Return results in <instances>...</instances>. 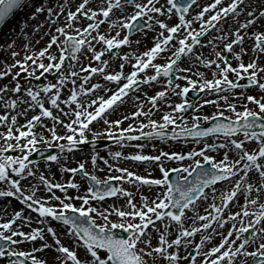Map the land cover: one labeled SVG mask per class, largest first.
Here are the masks:
<instances>
[{"label": "snow or ice", "instance_id": "obj_1", "mask_svg": "<svg viewBox=\"0 0 264 264\" xmlns=\"http://www.w3.org/2000/svg\"><path fill=\"white\" fill-rule=\"evenodd\" d=\"M95 2L97 7L93 8L90 0H80L75 10H66L63 0H0V25L18 10L28 9L25 30L29 21H38L35 31L45 26L50 29L45 33L48 40L43 49L33 55L26 54L22 60H14L6 70L0 71V79L11 75L15 81L11 88L8 85L0 87V94H17L15 99L4 101L6 109L15 110L20 103L27 104L28 108L35 105L39 109L24 124H19L18 116L26 115L28 109H22L15 115L0 113V125L4 126L0 131V184L7 186L0 190V197H14L37 213L38 218H42L39 219L41 224L48 221L44 227L32 229V217L24 216L23 209L0 221V264H27L29 260L31 264H149V258L151 264H156L157 257L161 264H181L182 261H187V264H264V95L234 91L254 86L264 93V65L257 63L256 59L247 64L241 62V56L248 51L241 45L248 36L253 38L251 51L264 55V7L253 8L254 0ZM53 3L56 7L52 6ZM194 6L199 10L193 11ZM61 16L64 17L62 25L59 23ZM113 16H116L115 21ZM41 17H44L42 23L39 22ZM82 19L87 23L78 26ZM227 20L233 23L227 29L221 28V22ZM104 23H108L111 31H99ZM256 26L260 30H256ZM66 29L73 30L75 35ZM249 29L253 31L249 32ZM149 32L154 33L152 44L141 52L139 45ZM136 34L140 37L132 40ZM209 36L210 39H205ZM13 43L7 47H13ZM54 46L55 53L52 51ZM198 46L200 49L211 47L214 58H205L197 52ZM122 47L128 51L119 52ZM114 51L120 63L116 69L108 71ZM105 53L109 59H104ZM18 54L16 51L11 53L13 58ZM79 56L88 60L87 64L79 65V72L85 73L82 80L72 63H79ZM184 58H195L210 71L212 78H205L204 73L198 72L201 79L194 80L189 75L193 72L192 65L184 67L180 63ZM158 59L163 63L156 62ZM233 59L237 62L235 66L231 62ZM93 61L98 63L93 66ZM12 67L18 71L11 72ZM126 67L128 71L124 70ZM21 73L25 78L35 79L53 74L58 80L45 85L42 91H34L31 87H22L18 79ZM96 74L102 77L104 84L91 83ZM69 80L72 87L62 100L61 90ZM176 80H184L185 83L181 85ZM245 80L247 83L242 84L241 81ZM113 84L115 88L109 86ZM157 85L162 87L149 95L147 89H155ZM134 90L142 93L143 97L135 95ZM190 91L213 94L216 99L189 103L187 96ZM42 94L47 97L46 101L41 99ZM170 94L182 99L173 103L168 99ZM126 100L132 102V110L116 119H109ZM234 100L240 102L239 110ZM219 101H223V105ZM45 103L57 109L58 114L54 115ZM61 103L68 109L61 108ZM161 103L170 111L164 112L159 120L152 119L153 110H159ZM207 104L215 105L219 110L212 115L194 117L191 127L177 115L186 108L199 112ZM248 104L255 108H249ZM61 115L66 116L67 121L62 120ZM42 117L54 121L53 126L47 128L48 137L35 132L37 126L45 127ZM145 117L148 118L147 123L143 119ZM126 120L132 123L121 127ZM201 120L212 124L202 128ZM93 121L102 122L105 128L94 131L90 127ZM136 122H139V127L134 126ZM56 125L63 127L65 134H59ZM145 127L150 131L144 132ZM166 130L172 131V139L191 137L200 143L206 137L223 136L224 140L201 143L199 148L186 154L161 150L158 155L123 157L155 162L161 174L157 178L137 175L127 168H115L122 175H109L107 180L101 181L85 169L84 162H79L75 168H63L72 174L81 173L91 182L93 186L87 188V195L69 196V188H79L76 182L70 179L55 183L30 166L29 156L39 151L37 146L41 143L48 147L55 145L61 152L65 149L71 152L80 145L94 144L97 137L106 135L123 147L124 141L153 137L164 139L168 134ZM89 132L92 133V141L88 139ZM240 134L242 138H238ZM215 152H220L221 158L212 155ZM111 155L113 158L122 157L120 151ZM47 160L59 163L57 155H49ZM97 160V155H91L93 167ZM186 160L191 163L184 164ZM164 161H175L179 166L169 167ZM103 163L109 164L106 159ZM173 172L177 176L175 181H170ZM193 175L194 180L191 179ZM37 179V183L32 182ZM114 180L155 186L158 192L154 199L141 196L137 202L133 193L113 186L111 181ZM41 190L47 194L38 195ZM54 190L64 195L57 196ZM118 193L126 197L122 207L101 210L90 203ZM217 196L219 203L216 202ZM53 200L57 203H50ZM77 200L79 205L72 202ZM200 204H204L203 212L199 210ZM188 211L194 214L188 216ZM111 216L116 219H110ZM97 218L103 223L98 224ZM169 220L175 222L177 233L171 237ZM188 220L191 223L186 225ZM53 221L58 222L63 234L73 240V247L62 242L57 229L51 225ZM25 225L31 229L29 232L23 230ZM117 229L127 233V238H118L114 232ZM153 232L156 233L155 244L152 243ZM197 234L200 235L199 241L193 239ZM246 234H250L252 239ZM214 237H219L218 242L212 243ZM36 241L41 242L39 248ZM25 242L32 244L31 250L19 247ZM189 244L191 248H188ZM45 249L55 253L51 262L34 255ZM80 249L83 257L78 254ZM182 249L186 255H181Z\"/></svg>", "mask_w": 264, "mask_h": 264}, {"label": "rangeland", "instance_id": "obj_2", "mask_svg": "<svg viewBox=\"0 0 264 264\" xmlns=\"http://www.w3.org/2000/svg\"><path fill=\"white\" fill-rule=\"evenodd\" d=\"M161 1H163V0H161ZM63 2L65 4L66 10H75V7L80 3V0H78L79 3L77 2V0L76 1H73V2L71 0H63ZM199 2L200 3H208V2H210V0H199ZM225 2H227V0H225ZM52 6L53 7H56V5H54V3L52 4ZM194 9H195V11H198L199 10V9H197L195 7H194ZM27 13H28V9L18 10L15 13L14 17L10 19V23H9L7 29L5 27L4 28L5 30H3L2 32H0V71L6 70L9 66H11L14 63V60H22L23 57L26 54L27 55H31L32 53L33 54H36L38 50L43 49L45 47V45H46V42L48 40V36L47 35H45V37L43 39L42 38H39V40H37L36 38H32L31 37L32 38V42H30V43H27V42L22 43V36L21 35H23L25 33L24 32V29H25V27H24V21H25V19L27 17ZM43 19H44V17H41L39 22L42 23L43 22ZM54 19H56V18L54 17ZM33 22H35V21H29V25L31 26V24ZM227 22L233 23V21H231V20H227ZM59 23L61 25L64 23V17L63 16H61L59 18ZM224 23H226V21L225 22H221V24H220V27L221 28H222V26H223ZM84 24H81L80 23V26H83ZM11 26L12 27H16L17 26V32H16L17 35H13L12 34V32L9 29ZM33 27L34 26H31V28H30L31 31L33 30ZM256 30H260V29L259 28H256ZM66 31H69L71 34L75 35V32L73 30L66 29ZM251 31H253V29ZM251 31H249V32H251ZM251 38H252L251 36L250 37L248 36L246 39H250L249 42L252 44L253 38H252V40H251ZM10 42H14L13 43V47H11V48L7 47V45ZM21 43H22V45H21ZM151 44H152V40L149 39L148 41L145 42L144 48L145 47H150ZM143 50L144 49H141V52ZM12 51H16L19 54L16 57L13 58L12 55H11ZM52 51L55 53V51H56L55 46L53 47ZM88 54H90V53H88ZM254 56H257L258 57V54L256 53ZM259 57H261V58L264 59V55L263 56H259ZM212 58H214V56H212ZM46 62H47V60L45 59V63ZM111 62H114L113 63V68L116 69L117 65L120 63L118 56H114L112 58V61ZM241 62H243V63L245 62V64H247L246 63L247 61L245 59H242V56H241ZM72 63L76 67L77 71H79V65L80 64H87L88 62H86V60L82 56H79V63H77L75 61H73ZM236 63L237 62L235 61V65H236ZM261 65H264V61L261 63ZM183 66L184 67H187L186 64H184ZM17 71H18V68H16V67H12L11 68V72L15 73ZM108 71H112V70H108ZM84 75H85V73L80 72L79 77L81 78V80H82V78H83ZM207 78L211 79L212 77L211 76H208ZM18 79H19L22 87H31L34 91H42L43 87L45 85H47L48 83H55V82H57L58 77H56L53 74H44L43 76H41V79L43 80V82L42 83H39V79H35V78H25L24 73H21V75H20V77ZM233 79H234V77H233ZM97 81L100 82L99 79H97ZM175 82L176 83H179L181 85H183L185 83L184 80H176ZM14 83H15V81L12 80V76L11 75L5 76L2 79H0V87H2L4 85H8L11 88ZM85 86H87V85H85ZM71 87H72L71 81L69 80L68 84L66 86H64L62 88V90H61V99L62 100H63L62 97L64 96V94H66V93L68 94V91H69V89ZM141 87H144V85H142ZM161 87H162V85L156 86V88L153 89L152 93L154 91H156V90H159ZM234 91H240V90L239 89H236ZM134 93H136V95H140L141 97H143V94L142 93L135 92V91H134ZM245 94L246 95L250 94V95H255V96L264 95V93H261L255 87L248 88V90L245 91ZM16 95L17 94L12 93V92H9L7 95L0 94V96L3 97V99H0V113L14 115V113H13L14 111L12 109H6L4 107V101L9 100V99H15ZM215 97L216 96L213 95V94L201 93V98L200 99L201 100H203V99H216ZM41 99L43 101H46L47 100V97L46 96H43V94H42ZM168 99L169 100H173V98H169V97H168ZM233 102H236L237 105L239 103L238 106L241 105L239 101L234 100ZM45 106L48 107V108H51V105L48 104V103H45ZM248 106L251 107L252 105H248ZM61 108L67 110L68 109V106L65 105V104H63V103H61ZM214 108H217V106L212 105V104L204 105L202 107V109L199 112H197L196 116H198V115H201V116L202 115H212V113H214V111H215ZM53 109L54 108H51V110H53ZM54 110H55V112H58L57 109H54ZM130 110H132V108ZM130 110H128V111H130ZM168 111H170V109L167 108L163 103H161V107H160L159 110H153V113H152V117L151 118L152 119L159 120L160 119V116L164 112H168ZM32 113L33 112L30 111L26 115H20V117H18V119L20 118V121H22V119H24L23 121H25L30 115H32ZM34 113H37V111H35V109H34ZM225 114L226 115H229L231 113L225 112ZM120 115H122L121 112L117 114V116L115 117V119L118 118ZM65 118L67 120V117H65ZM143 119H144L145 123H147L146 122L147 117H145ZM187 119L188 118L183 119V120L186 121ZM189 120H191V119H189ZM51 123H54V121L52 120ZM136 123L138 124L137 127H139V122H136ZM3 127H4L3 125H0V131L3 130ZM171 127L172 126H169V129H171ZM143 131L144 132L150 131V128L145 127L143 129ZM35 132H37L36 128H35ZM138 134L139 133H137V135ZM48 136H49V134H48ZM87 136H88V139L89 138H92V133L91 132L87 133ZM238 138H242V137L239 136ZM44 145L45 144L41 143L37 147H41V146H44ZM134 145H140V144L137 143L135 140H133V141L127 143V146L128 147H123V148H119L118 147V148H114L115 149L114 152L120 151L122 153V157L121 158H113V156H112V158L108 157L106 159L109 162L108 165L105 164V166H104V164H102L100 162H98V164H101L102 166H104V168H107V169H109V166H111V172H112V174L118 173V172H114V169L115 168L127 167V169L129 171H132L133 173H135L137 175H141V176H144V177L156 178V177H159L160 175H159V169L156 167L155 162L143 161V163L141 165L134 164V163L130 165L129 164L130 161H127V160H130V159H124L123 157L124 156H130V155H133V154L158 155L161 150L166 151V149H168L169 151H173L175 149H178V150H181L180 151L181 153L186 154L189 150H194V149H197V148L200 147V146H194L193 147L191 145H184V146L181 145L180 147H177L176 144H173L172 147L166 146V147H164L166 149H163L162 148V149L157 150V147H148L146 149H143V148H139L140 146H134ZM131 146H134V147H131ZM44 147H48V146H44ZM52 147H56V146H52ZM151 148H154V149L152 150ZM157 151H159V152H157ZM55 154L56 153H54V155ZM214 156H216L218 159L221 158V154L220 155H214ZM87 159H88V156L87 155L81 156L79 154L78 156H75L74 155L72 159H68V160H70L68 165L65 163V160H64V163L60 164V162H62V161L59 160V163L50 162V161L49 162L43 161L42 163H34V164H31L30 163V166L35 167L38 172H40L41 174L46 175L53 182H55V183H62L63 182L64 183V182L68 181L69 178L66 177V175H63V173L65 171H63L62 169L63 168H74V167H76L78 165L79 162H81L82 160H85L86 161ZM170 162L171 161H164V163L166 165H169ZM38 165H41V166H38ZM48 165H50L49 168L47 167ZM148 165H150V167H148ZM176 166H179V165H176ZM135 167H137V168H135ZM55 171L57 172V175L54 176V172ZM65 173L68 175V172H65ZM70 176L71 175L69 173V177ZM32 182L33 183H37L38 182V179L37 180H33ZM75 182H78V180H75ZM129 186L124 183L122 185V188L123 189H125V188L128 189L129 188L128 192L133 193L134 200L137 201V202L139 201L138 198H140L141 196L147 197L149 199H154L155 198V195L158 192V189L156 187H154L155 190H152V186L151 187H149V186L143 187V186H140L139 185V182H135V181H133L132 183H129ZM6 187H7L6 185L0 184V190H4ZM219 187H217V189H219ZM78 189L77 190L76 189H72V190L68 189V193L67 194L69 196H75L77 194L86 195V192L84 190L79 191ZM136 190H138V191H136ZM150 190H152V191H150ZM54 191H55V194L57 196H63L64 195L59 190H54ZM46 194L47 193L44 192L43 190H41L40 192H38V195H46ZM0 199L3 201V202L0 201V208L2 206H8L10 204V203L9 204L6 203L7 204L6 205L4 203V202H7L6 200L4 201V197H0ZM125 199L126 198H124V201H125ZM72 202L75 203V204H77V205L80 204V201H78V200L77 201H72ZM216 202L219 203V196H217ZM50 203L56 204L57 201L53 200ZM91 204L92 205H97V202L96 203L94 202V204L93 203H91ZM203 209H204V204H200L199 205V210L201 212H203ZM17 210H21V209L19 207H17L16 205L15 206H12L11 205V211L9 213V217L12 216V214L14 213V211H17ZM235 210H233V211H235ZM193 214H194L193 212L188 211V216H192ZM26 216H28V215H26ZM34 218L36 220H33L34 221L33 223H35L36 225H37V222H39V219H42V218H38V216L37 217H34ZM110 219L115 220L116 217L111 216ZM3 220H6V218L0 219V221H3ZM190 223H191L190 220L185 221V224L186 225L187 224H190ZM158 224H159V222H158ZM167 224L170 226L169 236L171 237L172 235L177 234L176 233L175 222H172V221L169 220V221H167ZM159 226L160 227H163V225H159ZM52 227H54V226L52 225ZM31 228H33V227L31 226ZM54 228H56V227H54ZM23 230L25 232H29L31 229L29 227H27V226H24ZM57 231L60 234V237L62 239V242L65 245L69 246L70 243H71V238H69L68 236H65L63 234V232H61L59 229H57ZM155 237H156V233L154 232V238ZM199 238H200V235L197 234L193 239L195 241H199L198 240ZM218 240H219V238H217L215 241H212V243L217 242ZM50 243H51V241H50ZM152 243L153 244L156 243V238L154 239V241H152ZM191 247H192V245L189 244L188 245V248H191ZM249 250H252V249L250 248ZM51 252H52V255L55 254L53 251H51ZM181 255H186V252L183 249L181 250ZM249 260H250V258H249ZM149 264H151V258H149ZM156 264H161V261H160V258L159 257L156 258ZM181 264H187V261H184V263L181 262Z\"/></svg>", "mask_w": 264, "mask_h": 264}, {"label": "bare ground", "instance_id": "obj_3", "mask_svg": "<svg viewBox=\"0 0 264 264\" xmlns=\"http://www.w3.org/2000/svg\"><path fill=\"white\" fill-rule=\"evenodd\" d=\"M255 7H264V0H254V4H253V8H255ZM35 22H37V21H35ZM34 22V25H36V23ZM32 26V25H31ZM31 26L29 27V28H27V30H24V34L23 35H21L22 36V43H24V42H27V43H30V42H32V38H36L37 40H39V38H44L45 37V33L47 32V31H49L50 29H49V27L48 26H45L43 29H40L38 32L36 31V32H33V31H31L30 30V28H31ZM256 28H259V26H256ZM6 29H7V27H6ZM10 29V31L12 32V34L13 35H17L16 34V32H17V26L16 27H10L9 28ZM252 29H249L248 31H251ZM15 33V34H14ZM32 37V38H31ZM22 43H21V45H22ZM243 48H245V49H247L248 51H247V54H249V55H253L255 52H253V51H251V49H252V47H253V44H251L249 41H244V43H243V45H241ZM98 47V46H97ZM35 53V52H34ZM244 55H246V54H244ZM259 56H263V55H259ZM85 59H87L86 57H85ZM256 61L259 63V64H261L263 61H264V59L263 58H261V57H257L256 58ZM158 63H160V62H158ZM77 70V69H76ZM79 72V71H78ZM79 75H80V72H79ZM224 95H230V94H228V93H225ZM66 96H67V93L66 94H64V96L62 97L63 99L64 98H66ZM16 98V97H15ZM219 103H220V105H222L224 102L223 101H219ZM17 108L20 110V112H21V110L22 109H28L27 110V112L28 111H30V110H32L33 109V107L32 108H28V105L27 104H23V103H20V104H18V106H17ZM17 108H16V110H17ZM238 108V110L240 109V107H237ZM217 110H219V109H217ZM16 113H18L17 111H16ZM58 114V113H57ZM61 118V117H60ZM42 121H43V124H44V126L45 127H40V126H37V132L36 133H43V135L45 136V137H48V131H47V126H48V124H49V122L48 121H44V118L42 119ZM23 123H25V121H23ZM58 132H59V134L61 133V132H63V130H62V128L61 127H57V129H56ZM62 134H64V133H62ZM106 138V137H105ZM60 143H65V141H60ZM44 146H47V145H44ZM44 146H41V147H44ZM53 146H55V145H53ZM149 167V166H148ZM140 200V199H139ZM243 201H241V203H242ZM102 206H105V207H108V206H112V204L111 203H100ZM232 210H235V208H233ZM227 227V226H226ZM209 231H211V229H209ZM217 238H219V237H214V239L212 240V241H215ZM200 239V238H199ZM198 239V240H199ZM218 242V241H217ZM214 243H216V242H214Z\"/></svg>", "mask_w": 264, "mask_h": 264}, {"label": "water", "instance_id": "obj_4", "mask_svg": "<svg viewBox=\"0 0 264 264\" xmlns=\"http://www.w3.org/2000/svg\"><path fill=\"white\" fill-rule=\"evenodd\" d=\"M124 238V237H123Z\"/></svg>", "mask_w": 264, "mask_h": 264}]
</instances>
